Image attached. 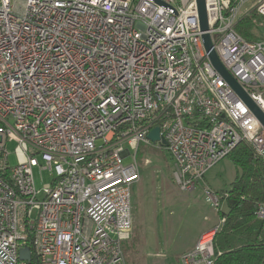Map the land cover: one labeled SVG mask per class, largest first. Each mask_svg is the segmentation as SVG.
Listing matches in <instances>:
<instances>
[{
  "label": "built area",
  "instance_id": "obj_1",
  "mask_svg": "<svg viewBox=\"0 0 264 264\" xmlns=\"http://www.w3.org/2000/svg\"><path fill=\"white\" fill-rule=\"evenodd\" d=\"M160 2L0 0V264H29L25 247L38 264H127L142 145L166 149L183 193L243 142L264 161V126L213 65L197 0ZM205 2L213 50L264 113V40L236 31L264 0ZM35 169L52 176L41 190ZM204 193L220 213L229 194ZM224 222L180 264H215Z\"/></svg>",
  "mask_w": 264,
  "mask_h": 264
},
{
  "label": "rangeland",
  "instance_id": "obj_2",
  "mask_svg": "<svg viewBox=\"0 0 264 264\" xmlns=\"http://www.w3.org/2000/svg\"><path fill=\"white\" fill-rule=\"evenodd\" d=\"M251 9L246 5L242 13ZM254 27L259 40H264V21ZM10 163L16 165L15 145L9 144ZM133 162L130 157L126 164ZM141 180L132 189L133 230L125 241L127 264H180V257L198 242L202 233L219 223L220 216L204 193L209 188L218 196L230 188L236 168L226 158L213 168L192 193H183L173 179L174 161L166 149L142 145L137 155ZM38 190L52 181L49 172L35 169ZM137 248L135 255L131 257ZM125 252V251H124ZM159 255V257L157 256Z\"/></svg>",
  "mask_w": 264,
  "mask_h": 264
},
{
  "label": "trees",
  "instance_id": "obj_3",
  "mask_svg": "<svg viewBox=\"0 0 264 264\" xmlns=\"http://www.w3.org/2000/svg\"><path fill=\"white\" fill-rule=\"evenodd\" d=\"M262 21L264 18L252 11L238 23L236 31L246 40L259 41L254 27L263 26ZM228 158L237 172L230 188L223 192L229 197L223 201L218 213L225 222L216 236L215 264H264V220L255 217L257 205L264 202V161L246 142L241 143ZM124 251L129 253L125 247ZM136 252L137 248L130 253L131 257ZM29 264H38L34 251Z\"/></svg>",
  "mask_w": 264,
  "mask_h": 264
},
{
  "label": "water",
  "instance_id": "obj_4",
  "mask_svg": "<svg viewBox=\"0 0 264 264\" xmlns=\"http://www.w3.org/2000/svg\"><path fill=\"white\" fill-rule=\"evenodd\" d=\"M159 4H162L160 0H154ZM198 13H199V21L201 26V31L204 33L203 40L207 52L209 53V57L215 66V68L226 78L228 83L232 86V88L237 92L239 97L245 102V104L250 108L254 116L259 120V122L264 126V113L260 110V108L254 103V101L250 98V96L239 86V84L227 73L222 63L220 62L217 54L213 50V43L211 36L209 35V24H208V15L206 9L205 0H197ZM148 139L152 141L153 144L161 142L162 146H166L167 143L165 139L160 137V129H153L149 135ZM19 260L21 262L30 263L32 261V252L29 247H25L19 251Z\"/></svg>",
  "mask_w": 264,
  "mask_h": 264
},
{
  "label": "crops",
  "instance_id": "obj_5",
  "mask_svg": "<svg viewBox=\"0 0 264 264\" xmlns=\"http://www.w3.org/2000/svg\"><path fill=\"white\" fill-rule=\"evenodd\" d=\"M138 184H139V183H138ZM138 184H136V185H138ZM216 224H217V223H215V224H212V227H214ZM212 227H211V228H212ZM198 239H199V238H198ZM198 239H197V241H198Z\"/></svg>",
  "mask_w": 264,
  "mask_h": 264
}]
</instances>
